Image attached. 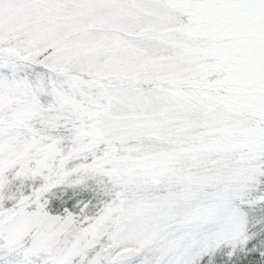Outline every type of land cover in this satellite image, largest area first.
Returning <instances> with one entry per match:
<instances>
[{"label":"snow or ice","instance_id":"6c2138e0","mask_svg":"<svg viewBox=\"0 0 264 264\" xmlns=\"http://www.w3.org/2000/svg\"><path fill=\"white\" fill-rule=\"evenodd\" d=\"M0 264H264V0H0Z\"/></svg>","mask_w":264,"mask_h":264}]
</instances>
